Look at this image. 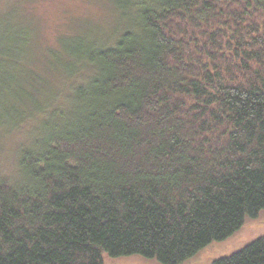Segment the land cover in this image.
Here are the masks:
<instances>
[{"label":"trees","instance_id":"trees-1","mask_svg":"<svg viewBox=\"0 0 264 264\" xmlns=\"http://www.w3.org/2000/svg\"><path fill=\"white\" fill-rule=\"evenodd\" d=\"M126 8L74 63L21 58L0 13V138L28 126L0 173V264H182L264 210V0ZM212 264H264V236Z\"/></svg>","mask_w":264,"mask_h":264},{"label":"rangeland","instance_id":"rangeland-1","mask_svg":"<svg viewBox=\"0 0 264 264\" xmlns=\"http://www.w3.org/2000/svg\"><path fill=\"white\" fill-rule=\"evenodd\" d=\"M126 9V0H0V13L4 16V22L16 27L26 37L21 58L35 57L38 61L61 55L65 56L66 62L74 63L75 58L69 52L77 40L103 41L130 25V15ZM66 44L69 47L66 48ZM48 48L57 50L48 53ZM26 129L14 130L8 137L0 138L1 174L9 177L16 175V152L20 142L27 137ZM263 236L264 210L258 217L246 220L234 235L214 241L182 264H212ZM102 264L161 263L155 258L141 255L112 257L106 254Z\"/></svg>","mask_w":264,"mask_h":264}]
</instances>
